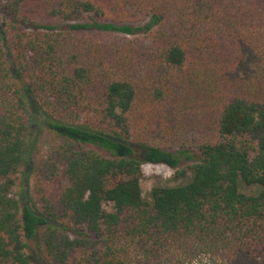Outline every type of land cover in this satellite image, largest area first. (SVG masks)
Listing matches in <instances>:
<instances>
[{
	"label": "trees",
	"instance_id": "1",
	"mask_svg": "<svg viewBox=\"0 0 264 264\" xmlns=\"http://www.w3.org/2000/svg\"><path fill=\"white\" fill-rule=\"evenodd\" d=\"M143 164L174 169L149 201ZM29 242L264 264V0H0V264Z\"/></svg>",
	"mask_w": 264,
	"mask_h": 264
},
{
	"label": "rangeland",
	"instance_id": "2",
	"mask_svg": "<svg viewBox=\"0 0 264 264\" xmlns=\"http://www.w3.org/2000/svg\"><path fill=\"white\" fill-rule=\"evenodd\" d=\"M55 140L54 136L49 134H44L41 136L38 144L37 152L41 155L44 153L46 148L53 143ZM142 170V179H141V189L142 194L145 200L149 201V193L151 189L161 184V182L166 181L173 177L174 169H171L165 165H152V164H143L141 166ZM178 182H170V185H175ZM32 179L29 177V189L31 188ZM102 208L105 212L112 211V204L110 202H104ZM28 253L31 255L33 261L36 264H44L43 256L40 250L37 248V245L34 242H29ZM193 264H224L221 260L217 258H212L209 256H203L198 258Z\"/></svg>",
	"mask_w": 264,
	"mask_h": 264
}]
</instances>
